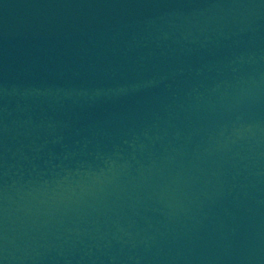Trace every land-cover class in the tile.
Wrapping results in <instances>:
<instances>
[{"label": "water", "instance_id": "1", "mask_svg": "<svg viewBox=\"0 0 264 264\" xmlns=\"http://www.w3.org/2000/svg\"><path fill=\"white\" fill-rule=\"evenodd\" d=\"M0 264H264V0H0Z\"/></svg>", "mask_w": 264, "mask_h": 264}]
</instances>
